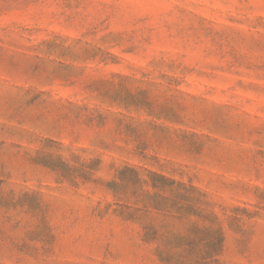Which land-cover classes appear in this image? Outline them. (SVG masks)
I'll list each match as a JSON object with an SVG mask.
<instances>
[{"label": "rangeland", "instance_id": "374dc122", "mask_svg": "<svg viewBox=\"0 0 264 264\" xmlns=\"http://www.w3.org/2000/svg\"><path fill=\"white\" fill-rule=\"evenodd\" d=\"M0 264H264V0H0Z\"/></svg>", "mask_w": 264, "mask_h": 264}]
</instances>
